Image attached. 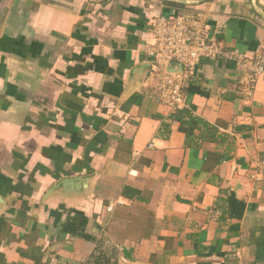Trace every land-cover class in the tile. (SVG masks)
Masks as SVG:
<instances>
[{"label": "crops", "instance_id": "0c3cea01", "mask_svg": "<svg viewBox=\"0 0 264 264\" xmlns=\"http://www.w3.org/2000/svg\"><path fill=\"white\" fill-rule=\"evenodd\" d=\"M188 1L223 51L264 56V0ZM166 2L0 0V264H264V71L248 100L235 62L200 58L162 104ZM82 218L89 240L63 232Z\"/></svg>", "mask_w": 264, "mask_h": 264}, {"label": "built area", "instance_id": "2783aa9c", "mask_svg": "<svg viewBox=\"0 0 264 264\" xmlns=\"http://www.w3.org/2000/svg\"><path fill=\"white\" fill-rule=\"evenodd\" d=\"M154 44L149 49L152 67L149 79L155 83L159 101L175 111L184 106L185 91L188 88L195 64L200 58L229 59L243 71L240 92L245 99L253 97V81L264 71V56L253 59L223 51L215 38L208 35V16L200 10H193L173 17L158 16L150 25ZM175 63L180 66L178 72ZM264 180V167L261 168Z\"/></svg>", "mask_w": 264, "mask_h": 264}, {"label": "trees", "instance_id": "16d2710c", "mask_svg": "<svg viewBox=\"0 0 264 264\" xmlns=\"http://www.w3.org/2000/svg\"><path fill=\"white\" fill-rule=\"evenodd\" d=\"M166 6L172 9H177L179 13L187 12L184 10L186 7L183 4H176L173 2H166ZM87 219L82 218L78 224L75 223H65L63 226V232L69 234L70 236L77 237L84 240H89V237L86 235L85 227H86Z\"/></svg>", "mask_w": 264, "mask_h": 264}, {"label": "water", "instance_id": "95a60500", "mask_svg": "<svg viewBox=\"0 0 264 264\" xmlns=\"http://www.w3.org/2000/svg\"><path fill=\"white\" fill-rule=\"evenodd\" d=\"M176 3H181V4H191L190 1L188 0H170ZM171 65H176L178 72L180 71V66L175 64V63H171ZM89 183V178H74V179H63L61 181H59L57 184L53 185L46 193L45 197H48L49 195L53 194L54 192H56L58 189H65V190H69L72 187L71 186H75V188H79L80 185H88ZM85 186V187H86ZM4 206L3 200L0 198V208Z\"/></svg>", "mask_w": 264, "mask_h": 264}]
</instances>
